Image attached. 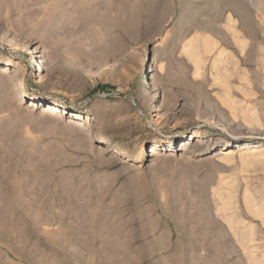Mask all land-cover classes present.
Instances as JSON below:
<instances>
[{
    "label": "rangeland",
    "instance_id": "1",
    "mask_svg": "<svg viewBox=\"0 0 264 264\" xmlns=\"http://www.w3.org/2000/svg\"><path fill=\"white\" fill-rule=\"evenodd\" d=\"M227 11L237 26L243 24V42L224 25H228ZM204 37L215 40L216 48L213 40ZM17 42H21L19 49H15ZM22 45L29 46L30 53ZM259 46L264 48V0H0V61L17 68V76L27 83L17 85L20 81L12 80L16 92L11 95L15 99L8 98L11 104L0 98V105L4 104L0 106V128L11 130L13 122L25 123L13 124L16 140H2L0 135V154L6 155L10 148L6 156L16 158L19 170L13 173H20H11L12 177L6 173L5 182H0V264H250L251 252L241 250L233 235L237 226L244 229L246 225L256 230L254 254L264 256V58H259ZM245 53L258 60L245 62ZM41 60L47 64L45 70L40 68ZM152 69L156 76L153 89L146 83ZM54 87L60 90L54 100L35 103L34 96L41 97ZM14 111L23 118L13 115ZM228 127L235 132V145L228 152L221 153L218 146L212 153H197L227 137ZM188 128L213 141L199 145L187 132L186 138L167 139L161 153L151 156L154 134H175ZM106 134L115 138L103 140ZM141 151L143 160L137 158ZM225 154L231 155V162L222 159ZM25 159L30 165H25ZM32 160L35 166H48L36 169ZM20 165L30 174L33 171V177ZM26 188L30 194L38 188L43 197L34 190L31 195L37 194L36 202L29 196L27 205ZM60 197H66V203ZM193 215L213 221L211 227L218 223L212 228L214 243L209 240L206 246L209 252L206 248L196 252L193 246L200 245V240L178 235L188 229L187 221L195 219ZM73 217L81 227L72 225ZM222 231L230 233L224 244L218 235ZM76 236L83 241L77 242ZM73 252H78L77 257Z\"/></svg>",
    "mask_w": 264,
    "mask_h": 264
},
{
    "label": "bare ground",
    "instance_id": "2",
    "mask_svg": "<svg viewBox=\"0 0 264 264\" xmlns=\"http://www.w3.org/2000/svg\"><path fill=\"white\" fill-rule=\"evenodd\" d=\"M244 1V0H243ZM223 2V1H222ZM224 2H227V1H224ZM252 2V1H251ZM255 2V1H254ZM225 4V3H224ZM223 4V5H224ZM252 4V3H251ZM226 5V7H227V3L225 4ZM226 7L224 8V6H223V9H225L226 10ZM228 8V7H227ZM210 9V8H209ZM212 9H214V8H212ZM211 9V11H212V13H213V10ZM220 9V8H219ZM215 10V12H216V8L214 9ZM210 11V12H211ZM218 11V10H217ZM224 11V10H223ZM229 11V10H228ZM228 11H227V21H228V25L225 23L224 25H226L230 30H233V36H235V38L238 40V39H240L242 42L244 41L243 39H241L242 37V33H241V28H242V26H243V24H242V26L240 27L239 26V24H238V26L236 25V19H234L232 16H229L230 15V12L232 11H230L229 12V15H228ZM210 12H208V14L210 13ZM203 13V12H202ZM221 13H223V12H221ZM225 13V12H224ZM233 13V12H232ZM207 14V13H206ZM207 14V15H208ZM215 14V13H214ZM225 14V15H226ZM210 15H212L211 13H210ZM217 15H218V13H217ZM217 15H215V16H217ZM235 15V14H234ZM190 16V15H189ZM197 16H199V15H197ZM204 16H205V14H204ZM223 16V15H222ZM104 17V16H103ZM105 18V17H104ZM191 18V17H190ZM197 18V17H196ZM199 19V18H198ZM214 19H216V18H214ZM224 19V18H223ZM213 20V19H212ZM216 20H219V18L218 19H216ZM215 20V21H216ZM221 20V19H220ZM219 20V21H220ZM226 20V19H225ZM198 21V20H197ZM106 22H107V20H106ZM225 22V21H224ZM216 23V22H215ZM107 24V23H106ZM214 23H212V25H213ZM218 24V23H217ZM223 25V26H224ZM207 26V25H206ZM205 26V27H206ZM214 26H215V24H214ZM226 26L224 27V28H226ZM199 27V26H198ZM209 27V26H208ZM216 27V26H215ZM240 27V28H239ZM190 28V27H189ZM244 28V27H243ZM223 29V28H222ZM221 29V30H222ZM228 29V30H229ZM57 30V29H56ZM189 30V29H188ZM191 30V29H190ZM189 30V31H190ZM213 30V29H212ZM215 30H217L216 28H215ZM226 30L227 29H225V32H226ZM229 30V31H230ZM243 30V29H242ZM62 31V30H61ZM192 31V30H191ZM199 31V30H198ZM222 31H224V29L222 30ZM222 31H220V33L222 32ZM67 32V31H66ZM70 32V31H69ZM195 32V31H194ZM216 32H218V31H216ZM215 32V33H216ZM246 32V31H245ZM60 33V32H59ZM65 33V32H64ZM191 33V32H190ZM208 33V32H207ZM211 33V32H210ZM224 33V32H223ZM230 33V32H229ZM254 33V32H253ZM69 34V33H68ZM68 34H65V35H68ZM76 34V33H75ZM199 34V33H198ZM212 34V33H211ZM210 35V34H209ZM223 35V34H222ZM248 34L246 33V35L245 36H247ZM250 35V34H249ZM59 36V35H58ZM201 36V35H200ZM220 36V35H219ZM228 36V35H227ZM231 35H229V37H230ZM69 36H67V38H68ZM72 37V36H71ZM209 37V36H208ZM213 37H214V35H213ZM212 37V38H213ZM215 37H217L216 35H215ZM214 37V38H215ZM223 37H224V35H223ZM244 37V36H243ZM76 38V37H75ZM205 38V37H204ZM207 38V37H206ZM205 38V39H206ZM222 38V37H221ZM228 38V37H227ZM247 38V37H246ZM63 39V38H62ZM66 39V38H65ZM72 39V38H71ZM205 39L203 40L204 42H205ZM208 39H210V38H207V40ZM217 39H218V37H217ZM216 39V40H217ZM231 39V38H230ZM200 40V38L198 39H196V41H199ZM213 40V39H212ZM211 39H210V41L208 40V42H211L212 41ZM221 40V39H220ZM62 41V40H61ZM76 41V40H75ZM224 41V40H223ZM227 41V40H226ZM70 42V41H69ZM72 42V41H71ZM77 42V41H76ZM217 42H220L219 40L217 41ZM67 43V42H66ZM212 43H214L215 44V46H213V48H216V46L218 45L216 42H215V40H213V42ZM53 44V43H52ZM83 44V43H82ZM213 44V45H214ZM227 44V43H226ZM243 44V43H242ZM245 44V43H244ZM19 45L21 46V42H17V47L15 48V49H19L18 47H19ZM66 45V44H65ZM75 45V44H74ZM221 45H223V44H221ZM233 44L231 43V46H232ZM76 46V45H75ZM207 46V45H206ZM14 47V46H13ZM23 47H24V49H26L29 53H30V51H31V49L29 48V46L28 47H26V46H23L22 45V49H23ZM67 47H69V46H67ZM195 47V46H194ZM234 47V45L232 46V48ZM238 47V46H237ZM260 47V46H259ZM66 48V47H65ZM261 48V47H260ZM194 49V48H193ZM241 49H243V48H241ZM69 50H71V49H69ZM197 50H199L198 49V47H197ZM255 50V49H254ZM257 50V49H256ZM218 51V50H217ZM220 51H222V50H220ZM224 51V50H223ZM261 53H260V55H259V58L261 57L262 59L264 58V48H261V50H259ZM194 52H195V49H194ZM193 52V53H194ZM198 52V51H197ZM241 52V51H240ZM246 52V51H245ZM216 53V52H215ZM224 53V52H223ZM243 53V52H242ZM32 54H33V52H32ZM192 54V53H191ZM218 54V53H217ZM255 54V53H254ZM258 54H259V52H258ZM203 55V54H202ZM218 55H222L223 56V54L222 53H219ZM65 56V55H64ZM68 56V55H67ZM71 56V55H70ZM70 56H68V57H70ZM200 56V55H199ZM198 56V57H199ZM215 56V55H214ZM233 56V55H232ZM258 56V55H257ZM66 57V56H65ZM67 57V58H68ZM193 57V56H192ZM196 57V56H195ZM204 57V56H203ZM73 58V57H72ZM191 58V57H190ZM194 58V57H193ZM197 58V57H196ZM199 58H202L201 56L199 57ZM197 59V61H195L196 62V64H195V68H197L196 69V71H197V74L199 75V73L200 72H198V70L199 69H201L200 68V59ZM225 58V57H224ZM230 58H231V55H230ZM256 55L254 56L253 54H251V53H245V55L243 56V60L245 61V62H249V61H251V60H253V59H255V61H256ZM261 58H260V60H261ZM76 59V58H75ZM215 59H217V58H215ZM196 60V59H195ZM222 60H224V59H222ZM242 60V61H243ZM257 60H258V58H257ZM259 60V62H261ZM264 60V59H263ZM66 61V60H65ZM78 61V60H77ZM192 61H194V59L192 60ZM69 62V61H68ZM214 63L216 62V64H217V61L215 60V61H213ZM218 62H220V61H218ZM252 62V61H251ZM8 63V62H7ZM44 63V61L43 60H41V64H40V68H41V70L43 69V70H45L46 68H45V66H47V64L46 65H44L43 64ZM70 63V62H69ZM194 63V62H193ZM221 63H224V61H221ZM216 64H214V65H216ZM259 65V64H258ZM221 66V65H220ZM260 67H261V65H259ZM148 67V66H147ZM194 67V66H193ZM216 67V66H215ZM225 67V66H224ZM150 68V67H149ZM153 68V67H152ZM22 69H24V68H22ZM154 69V68H153ZM152 69V72H151V74H148L149 76H151V77H148V75H147V80H145V81H147L146 83L148 84V85H150V86H152V89L154 88L153 87V85H155L156 86V76H155V72H154V70ZM257 69V68H256ZM21 70V69H20ZM25 70V69H24ZM222 70H223V68H222ZM221 70V71H222ZM253 70V69H252ZM263 70V69H262ZM196 71H195V73H196ZM221 71H219L218 70V72H221ZM257 71L259 72V70L257 69ZM20 71L19 70H17V68H11V67H9L8 65H3L2 64V62L0 61V76H1V78H0V83L2 84H0V98H3L5 101H9V104H11L10 103V100L8 99L9 98V96H11L12 95V92L14 91V92H16V90H14L13 89V87H12V83H13V79H16V80H19L18 82L19 83H17V85L18 84H22L23 86H26L27 85V83H26V79L25 78H19L17 75H18V73H19ZM227 72V71H226ZM253 72V71H252ZM24 73V72H23ZM260 73V72H259ZM22 75V74H21ZM245 76H246V74H245ZM26 77V76H25ZM246 79H247V82H249L248 81V77L246 76L245 77ZM16 80H15V82H16ZM202 81V80H201ZM264 82V81H263ZM14 84V83H13ZM16 86V85H15ZM250 86V85H249ZM258 86V85H257ZM256 85H255V87H257ZM261 86V85H260ZM259 86V87H260ZM12 87V88H11ZM18 87V86H17ZM10 89H12V91L10 92ZM19 89V88H18ZM258 90V89H257ZM60 93V90L59 89H57V88H51V91H48L45 95H43V96H41V97H36V96H34L35 98H34V100H35V103H37V104H47V103H50L51 102V100H54L56 97H57V94H59ZM14 94H16V93H14ZM2 95H5L4 97L2 96ZM17 95V94H16ZM154 96H155V94H154ZM6 97V98H5ZM12 97V99H15V98H13V96H11ZM159 97V96H158ZM17 98V97H16ZM222 98V97H221ZM233 99V98H232ZM2 100V99H1ZM73 100L75 101V99L73 98ZM4 101V102H5ZM14 101V100H13ZM13 101H11V102H13ZM2 102V101H1ZM76 102V101H75ZM233 103V104H232ZM232 105H235L234 104V102H233V100H232ZM6 104H8V103H6ZM6 104H5V107H6ZM8 104V105H9ZM12 104H15V102L14 103H12ZM1 105H4L3 104V102L1 103ZM0 105V106H1ZM7 105V106H8ZM10 106V105H9ZM78 106V105H77ZM4 107V106H3ZM5 107L3 108V109H1L2 111L5 109ZM242 107H244V106H242ZM2 108V107H1ZM246 108V107H245ZM9 109H10V107H9ZM8 109V110H9ZM13 110V109H12ZM19 110V109H18ZM18 110H16V111H18ZM256 110V109H255ZM255 110H253V113H254V111ZM7 111V110H6ZM235 111V110H234ZM237 111V110H236ZM244 111H247V109L246 110H244ZM252 111V110H251ZM13 112V111H12ZM22 112H23V110H22ZM21 112V113H22ZM9 113L11 114V116H12V113H11V111H9ZM16 113H15V111H14V114L13 115H15ZM19 114H20V112H19ZM236 114H238L237 112H236ZM235 113H234V116L235 117H237V115H236ZM245 114H247V113H245ZM250 114V113H249ZM18 114H16V116H17ZM21 115V114H20ZM20 115H18L17 117H20ZM22 115H23V113H22ZM29 115V114H28ZM248 115V114H247ZM251 115H252V112H251ZM10 116V115H9ZM16 116H14V118L16 117ZM24 116V115H23ZM31 116V115H30ZM246 116V115H245ZM245 116H244V119H245ZM253 116V115H252ZM256 116H257V114H256ZM1 117V116H0ZM17 117H16V119H17ZM89 117V116H88ZM243 117V116H242ZM3 118V117H2ZM2 118H0V119H2ZM13 118V117H12ZM13 118V119H14ZM21 118V117H20ZM23 118V117H22ZM21 118V119H22ZM30 118H32V116L30 117ZM30 118H27V120H29ZM5 119V118H4ZM15 119V120H16ZM36 119V118H35ZM88 119H91V118H88ZM94 119V118H93ZM241 119V118H240ZM246 119H247V117H246ZM245 119V120H246ZM18 121H19V118L17 119ZM34 121V119H30V122H32V121ZM38 120V119H37ZM44 120H46V119H44ZM244 120V121H245ZM5 121V120H4ZM12 121V120H11ZM238 121V120H237ZM246 121H248V120H246ZM9 122H10V120H9ZM16 122L17 121H15V123L13 122V124L15 125L16 124ZM23 122H24V119H23ZM27 122H29V121H27ZM26 122V123H27ZM243 122V121H242ZM4 123V122H3ZM11 123V122H10ZM7 124H8V122H7ZM13 124H11L12 126V129L11 130H4L5 128H3V130L2 131H0V135L2 136V140H6V141H8V140H10V139H14L15 138V130L14 129H16V128H13V127H16V126H18V125H20V124H25V123H20V121H19V124L17 125L16 124V126H14ZM28 124V126H29V124L30 123H27ZM32 124V123H31ZM0 125H2V122L0 123ZM9 125V124H8ZM10 126V125H9ZM21 126V125H20ZM4 127H7L6 126V124L4 125ZM23 127V126H22ZM33 127V126H32ZM8 128H10V127H8ZM27 128H30V127H27ZM190 130V128H188V129H186V130H183V131H181V132H179V133H166V132H162V131H160V132H158V134L156 133V134H154L153 135V137H152V140H151V144H152V146H151V150H152V152H151V156H157V155H159L160 153H161V148H163L164 146H166L167 144H168V142H167V139H173V138H175V137H177V136H182L183 138H186V133L187 132H191V130ZM227 130V137L225 136V138L223 139V140H220L221 142H219V143H216V144H213V145H208L206 148H204V149H199L200 151L199 152H197V153H199V154H208V153H212L213 152V150H212V148L213 147H218V146H221L220 147V149H222V152L221 153H223V151H227V150H229L231 147H233L234 145H235V142L233 141V136H234V134H235V132L233 131V129H231V128H227L226 129ZM21 131V130H20ZM24 131H26V130H24ZM28 132H29V130H27ZM17 133V132H16ZM33 133V132H32ZM20 134V132L18 133V135ZM191 135L193 136V140L194 141H196L197 142V144H199V145H203V144H207V143H209L210 141H213L212 139H209L208 137H206V136H204L201 132H199V131H197V130H192V132H191ZM109 136V137H108ZM228 136H231V138H228ZM18 136H16V138H17ZM19 137H20V135H19ZM22 137H23V135H22ZM16 138H15V140H16ZM111 138H115L114 136H110V135H108V134H106L105 135V137L103 138V140H106V139H111ZM208 138V139H207ZM1 140V139H0ZM2 140L0 141V143H2ZM20 140V139H19ZM11 141H13V140H11ZM110 141V140H109ZM5 142V141H4ZM4 142H3V144H4ZM14 142H17V141H14ZM5 144H6V142H5ZM11 144V146L10 147H14L15 146V144H13V143H9V145ZM14 146H13V145ZM1 146V145H0ZM3 146V145H2ZM4 147V146H3ZM2 147V148H3ZM5 147H6V145H5ZM6 149H8V147H6ZM13 149H15V148H13ZM17 149V148H16ZM2 150V149H1ZM0 150V151H1ZM8 150H9V152H8ZM7 150V156H8V153L9 154H11L10 153V148ZM11 150H12V148H11ZM18 150H21V149H18ZM13 151V150H12ZM23 151V150H22ZM216 151V150H215ZM3 152V151H2ZM1 152V153H2ZM33 152V151H32ZM228 152V151H227ZM150 153V152H149ZM195 153V152H194ZM19 154H21L20 152H19ZM27 154V153H26ZM143 154H144V151H141L140 153H139V156L137 157L139 160H143L144 159V156H143ZM5 155V152H4V154H0V182L1 181H3L4 180V176H5V174L6 173H10V176H11V173H13V172H16L15 170H17L16 169V166L15 165H17L18 163H16V158L15 157H11L10 155H9V157H7ZM17 155V154H16ZM25 155V154H24ZM19 156V155H18ZM148 156H150V154H148ZM23 157V156H22ZM19 158H21L20 156H19ZM25 158V157H24ZM101 158V157H100ZM222 159L223 160H225V161H227V162H231V155L230 154H225L224 156H222ZM20 160V159H19ZM31 160V159H30ZM101 160V159H100ZM106 160V159H105ZM222 160V161H223ZM26 161H27V159H25V163H26ZM102 161H103V163L105 162L104 160H103V158H102ZM101 161V162H102ZM106 161H108L109 162V160H106ZM21 162V161H20ZM59 162V161H58ZM57 162V163H58ZM107 162V163H108ZM24 163V164H25ZM27 163H30L29 162V160H28V162ZM25 164V165H30V164ZM34 166H35V164H34V162H33V160H32V162H31ZM60 163V162H59ZM59 163H58V166H55V164H54V166L55 167H59ZM62 163V162H61ZM64 163V162H63ZM62 163V164H63ZM23 164V162L21 163V165ZM31 164V165H32ZM43 163H41L40 165H42ZM50 164V163H49ZM61 164V165H62ZM106 164V163H105ZM20 165V166H21ZM24 165V167L23 166H21L20 168L23 170V171H26V173H28L27 172V170L25 169V166ZM57 165V164H56ZM15 166V167H14ZM33 166V167H34ZM39 165H36L35 166V168L37 169V167H38ZM43 167H40V168H44L45 166H48V165H42ZM51 166V165H50ZM53 166V167H54ZM31 167V166H30ZM28 168V167H27ZM39 169V168H38ZM52 169V168H51ZM19 170V169H18ZM21 170V171H22ZM33 170V169H32ZM44 170V169H43ZM47 170V169H46ZM50 170V169H49ZM53 170V169H52ZM51 170V171H52ZM20 171V172H21ZM21 172L22 173V175H24V172ZM35 171H37V173H38V170H35ZM40 171H42L41 169H40ZM45 171V170H44ZM53 171H57V169L55 170H53ZM5 172V173H4ZM19 173V172H18ZM17 173V174H18ZM26 173H25V175H26ZM33 173V171L31 172V174ZM35 174H37L36 172H34ZM41 173H43V172H41ZM45 173V172H44ZM14 175H17V174H15V173H13ZM29 175H31L30 173H28ZM27 174V176H29ZM56 174V173H55ZM8 175V174H7ZM6 175V176H7ZM19 175H20V173H19ZM45 175V174H44ZM47 175V174H46ZM48 175H49V173H48ZM53 175H54V173H53ZM52 175V176H53ZM57 175V174H56ZM9 176V175H8ZM7 176V177H8ZM32 176V175H31ZM50 176V175H49ZM55 176V175H54ZM12 177V176H11ZM14 177V176H13ZM25 177V176H24ZM23 177V178H24ZM33 177V176H32ZM36 177H37V175H36ZM40 177H42V179L44 178V177H46V176H42V174L40 175ZM20 178V177H19ZM26 178V177H25ZM50 178H51V176H50ZM54 178V177H53ZM10 179H12V178H10ZM9 179V180H10ZM31 179V178H30ZM29 179V180H30ZM45 179V178H44ZM43 179V180H44ZM58 179V178H57ZM8 180V181H9ZM15 180H16V178H15ZM15 180H12V181H15ZM28 180V179H27ZM28 180V181H29ZM55 180V179H54ZM70 180V179H69ZM68 180V181H69ZM26 182V180L25 179H23L21 182ZM40 180L38 179V182H39ZM45 181H47V177H46V180ZM45 181H43V182H45ZM56 181V180H55ZM61 181V180H60ZM65 181V180H64ZM76 181V180H75ZM3 182H5V181H3ZM42 182V181H41ZM42 182V183H43ZM70 182V181H69ZM80 182V180L79 181H77V183L78 184H80L79 183ZM2 183V182H1ZM9 183V182H8ZM29 183H31V185H32V181L31 182H29ZM40 183V182H39ZM47 183H48V181H47ZM50 183V182H49ZM67 183V182H66ZM65 183V184H66ZM75 183V182H74ZM76 183V184H77ZM26 184V183H25ZM28 184V183H27ZM46 184V183H45ZM52 184V183H51ZM57 184H59L58 182H57ZM72 184V183H71ZM1 185V184H0ZM3 185V184H2ZM21 185V184H20ZM30 185V184H29ZM33 185H34V182H33ZM49 185V184H48ZM48 185H46V187L48 186ZM60 186H61V184H59ZM63 185H64V183H63ZM87 185V184H86ZM23 186H25V185H23ZM81 186V185H80ZM31 187V186H30ZM33 187V186H32ZM35 187H37V186H35ZM49 187H50V185H49ZM51 187H53V186H51ZM66 188V192H67V186H65ZM5 188H6V186H5ZM11 188V187H10ZM9 188V189H10ZM15 188H16V186H15ZM39 188V187H38ZM38 188H36V189H38ZM57 188V187H56ZM63 188V187H62ZM70 188H72V187H70ZM19 189V188H18ZM36 189H33L32 190V192L34 191V193H36V192H38L39 194H40V192L42 193V191L40 190H36ZM47 189V188H46ZM51 189V188H50ZM58 189V188H57ZM65 189L64 190H61V192H65ZM69 189V188H68ZM75 189V188H74ZM74 189H72L73 190V192L76 190H74ZM97 189H99L98 187H97ZM96 189V190H97ZM103 189V188H102ZM2 190V189H1ZM26 190H27V188L25 189V193L26 194H28L27 196V199L24 197V196H22V197H24L25 198V200H24V198H23V200L27 203V200H29V201H31V199L30 198H32L33 196L31 195V194H34V193H32L31 192V194L30 193H27L28 192V190H27V192H26ZM43 190V189H42ZM52 190V189H51ZM54 190V189H53ZM101 190V189H100ZM17 191V190H16ZM18 191H20V189L18 190ZM22 191V190H21ZM89 191H91V190H89ZM93 192H94V190H92ZM2 192V191H1ZM4 192V191H3ZM5 192H6V190H5ZM23 193H24V190L22 191ZM46 192V191H45ZM57 192H58V190H57ZM72 192V191H71ZM97 192H98V190H97ZM101 192V191H100ZM104 192V191H103ZM103 192H101L102 194H103ZM184 192V191H183ZM8 193V192H7ZM25 193H24V195H25ZM52 193H54V192H52ZM92 193V192H91ZM90 193V194H91ZM95 193V192H94ZM94 193H92V194H94ZM99 193V192H98ZM6 194V193H5ZM10 194V193H9ZM11 194H13V193H11ZM38 194V195H39ZM49 194V193H48ZM56 194V193H55ZM59 194V193H58ZM66 194V193H65ZM71 194V193H70ZM74 194V193H73ZM73 194H71V195H73ZM0 195H3V194H0ZM37 195V194H36ZM36 195H34V197L32 198V200L33 201H35V196ZM40 195H42V194H40ZM40 195H39V197H40ZM45 195V194H44ZM60 195H62V193L60 194ZM60 195H58V197L60 196ZM105 195H106V193H105ZM6 196H9V195H6ZM6 196L5 197H3V199L4 198H6ZM29 196H30V198H29ZM32 196V197H31ZM51 196V195H50ZM64 196V195H63ZM70 195H68V197H69ZM76 196V195H75ZM92 196V195H91ZM2 197V196H1ZM39 197H37V198H39ZM42 197H43V195H42ZM48 197V196H47ZM53 197H54V195H53ZM79 197V196H78ZM90 197V196H89ZM98 197V196H97ZM99 197H100V195H99ZM98 197V198H99ZM29 198V199H28ZM61 199L62 198H64V197H60ZM66 198V197H65ZM64 198V199H65ZM93 198V197H92ZM95 198H96V196H95ZM249 198V197H248ZM262 198V197H261ZM2 199V200H3ZM8 199V198H7ZM56 199V198H55ZM73 199V198H72ZM75 199V198H74ZM103 199V198H102ZM189 199V198H188ZM251 199H252V197H251ZM258 199V198H257ZM37 200V199H36ZM39 200V199H38ZM50 200V199H49ZM78 200V199H77ZM82 200H83V198L81 199V203H82ZM85 200V199H84ZM91 200V199H90ZM253 200H255V198L253 199ZM262 200V199H261ZM263 200H264V198H263ZM0 201H1V199H0ZM18 201V200H17ZM19 201H21V200H19ZM18 201V202H19ZM48 201V200H47ZM53 201V199L51 200V202ZM59 201H61V200H59ZM72 201V200H71ZM99 201V200H98ZM5 202V201H4ZM8 202V201H7ZM36 202V201H35ZM44 202V201H43ZM48 202H50V201H48ZM61 202H63V201H61ZM65 203H66V199H65V201H64ZM73 202V201H72ZM189 202H191L190 200H189ZM23 203L24 202H22L21 203V205H23ZM30 203H32V202H30ZM60 203V202H59ZM58 202L56 203V207H58L59 204ZM83 203H85V202H83ZM98 203V202H97ZM19 204V203H18ZM36 204V203H35ZM42 204V203H41ZM45 204V203H44ZM47 204H49V203H47ZM46 204V205H47ZM51 204V203H50ZM52 204H53V202H52ZM63 204V203H62ZM86 204V203H85ZM261 204V203H260ZM8 205H9V203H8ZM27 205H29L28 203H27ZM32 205V204H31ZM30 205V206H31ZM36 205H39V207L41 206L40 205V203H38V204H36ZM35 205V206H36ZM45 205V206H46ZM58 205V206H57ZM79 205H80V203H79ZM263 205V204H262ZM35 206H33V207H35ZM44 206V205H43ZM50 207V205H47V207ZM60 206H61V204H60ZM65 206V205H64ZM86 206V205H85ZM84 206V207H85ZM191 206V205H190ZM194 206V205H193ZM259 206V205H258ZM258 206H256V207H254V208H257ZM37 207V206H36ZM42 207V206H41ZM48 207V208H49ZM52 207H54V205L52 206ZM81 208L83 207V206H80ZM199 207V206H198ZM225 207V206H224ZM264 207V206H263ZM19 208H22L21 206L19 207ZM45 208V207H44ZM47 208V210L45 211V215L47 216V214L50 212V211H48V210H50V209H48ZM76 208V207H75ZM74 208V209H75ZM194 208V207H193ZM250 208V207H249ZM15 209H17V207L15 208ZM28 209V208H27ZM33 209V208H32ZM42 209V208H41ZM40 209V210H41ZM64 209H66V208H64ZM73 209V208H72ZM84 209V208H83ZM192 209V208H191ZM260 209V208H259ZM17 210H19V209H17ZM30 210H31V207H30ZM63 211V207L62 208H60V211ZM76 210V209H75ZM77 210H79V209H77ZM252 210V209H251ZM250 210V211H251ZM22 211V210H21ZM28 211V210H27ZM37 211V210H36ZM48 211V213L46 214V212ZM54 211V210H53ZM61 211V212H62ZM67 211V210H66ZM83 211V210H82ZM191 211V210H190ZM197 211V210H196ZM199 211V210H198ZM203 211V210H202ZM201 211V212H202ZM257 211H258V209H257ZM261 211V210H260ZM26 212V211H25ZM31 213L32 211H28V213ZM41 212V211H40ZM65 212V211H64ZM72 211H70L69 212V220L71 219L70 218V213H71ZM78 212V211H77ZM189 212V211H188ZM200 212V211H199ZM17 213H20V212H17ZM22 213H23V211H22ZM28 213H26L27 215H28ZM53 213V212H52ZM79 213V212H78ZM83 213V212H82ZM82 213H81V215H82ZM194 213V212H193ZM16 214V213H15ZM34 214V213H33ZM41 214H42V212L40 213V216H41ZM54 214H56V212L54 213ZM62 214V213H61ZM60 214V215H61ZM73 213H71V215H72ZM183 214V213H182ZM259 214V213H258ZM262 216H263V214H264V208H262ZM18 215V214H17ZM20 215V214H19ZM22 215V214H21ZM20 215V216H21ZM29 215H31V214H29ZM37 215V214H36ZM44 215V216H45ZM59 215V214H58ZM63 215L64 214H62V217H63ZM186 215V214H185ZM207 215V214H206ZM257 215V214H256ZM260 215V214H259ZM39 216V215H38ZM37 216V217H38ZM44 216H43V219H46V218H44ZM73 216V215H72ZM76 216V215H75ZM84 216V215H83ZM204 216V215H203ZM26 217V216H25ZM48 217H52V215L51 214H49V216ZM55 217H56V215H55ZM60 217V216H59ZM58 217V218H59ZM65 217V216H64ZM79 217V216H78ZM187 217V216H186ZM189 217H191L190 215H189ZM188 217V218H189ZM193 217H195V219H196V216H194L193 215ZM202 216H200L199 217V215H198V219H190L189 221H187V230H182V231H179V233H178V235H179V237H185V236H188L189 237V239L190 240H200L201 241V243H200V245H197V246H193V248L196 250V252H198V249L200 250V248H206V250L207 249H209V248H207L206 246H208V242H209V240H212V241H210V242H213V238H211V236H212V231L214 230L215 231V226L218 224V223H215L214 222V224H216L215 226L213 225V227H215L213 230H212V228L213 227H211L210 226V224H212V222L213 221H207L208 219L206 218V216H205V218L207 219H204V218H201ZM22 219H23V217H21ZM20 218V219H21ZM36 218V217H35ZM39 218V217H38ZM75 217H73L72 218V221H71V223H72V225H75V224H73L75 221L73 220ZM224 218V220L226 219V217L224 216L223 217ZM26 219V218H25ZM37 219V218H36ZM41 219V218H40ZM39 219V220H40ZM52 220V219H50V218H47V220ZM54 219V218H53ZM64 219V218H63ZM63 219H61L62 221H63ZM236 219V218H235ZM24 220V219H23ZM34 220V219H33ZM38 220V221H39ZM48 220V221H49ZM58 220V219H57ZM57 220H55V221H57ZM59 220H60V218H59ZM59 220L57 221L60 225H61V221L59 222ZM64 220H66V218L64 219ZM76 220V219H75ZM77 220H81V217H79V219H77ZM236 220H239L238 218L236 219ZM241 220V219H240ZM20 221V220H19ZM41 221V220H40ZM39 221V222H40ZM47 221V222H48ZM78 221V223H80L81 224V222H79ZM25 222H26V220H25ZM27 222H29V221H27ZM39 222H37V224L39 223ZM66 222L68 223V221L66 220ZM219 223L221 222L220 220L218 221ZM242 222V221H241ZM245 222V221H244ZM50 223V222H49ZM76 223V222H75ZM78 223H76L77 225H78ZM186 223V222H185ZM226 223V222H225ZM235 223V222H234ZM36 224V222L34 223V225ZM80 224L78 225V226H80ZM183 224V223H182ZM223 224V226H224V222L222 223ZM231 224V223H230ZM233 224V223H232ZM236 224V223H235ZM235 224H233V225H235ZM54 225V224H53ZM185 225V224H184ZM225 225H227V224H225ZM37 226V225H36ZM63 226H64V224H63ZM66 226V225H65ZM77 226V227H78ZM179 226H182V225H179ZM220 226L222 227V225H221V223H220ZM228 226V225H227ZM236 226V225H235ZM245 226V225H244ZM249 226V225H248ZM56 227V226H55ZM74 227H76V226H74ZM75 228V229H79V228ZM240 228L242 227V226H239ZM59 228H60V226H59ZM64 228V227H63ZM184 228V227H183ZM223 228V227H222ZM226 228V227H225ZM240 228H238V226H237V229H234V231H233V235H235L236 236V238H235V240L237 239V241H238V243L240 244H238L239 246H241V248H243V249H241V250H243V251H250L251 253L249 254V259L250 260H248V261H250V264H264V256H262L261 255V257H259L258 255H255L254 254V251H253V249H254V247H256L255 246V243H256V230H255V228L253 227V226H249V227H247V225H246V227L244 228V229H240ZM62 229V228H61ZM230 229V228H229ZM65 230H66V228H65ZM74 230V229H73ZM226 230V229H225ZM231 230V229H230ZM63 231V230H62ZM71 231V230H70ZM77 231V230H76ZM217 231V230H216ZM65 232V231H64ZM75 232V231H74ZM63 233V232H62ZM66 233V232H65ZM175 233V232H174ZM227 233H229V232H227ZM226 233V231H222V232H220L218 235H220V237L222 238L221 239V242L224 240V238L228 235ZM215 234V233H214ZM230 234V233H229ZM66 235V234H65ZM71 235H72V231H71ZM70 235V236H71ZM74 235V234H73ZM76 235V234H75ZM74 235V236H75ZM78 236H79V234H77ZM62 236H63V234H62ZM78 236H76L77 238H78ZM230 236V235H229ZM228 236V237H229ZM73 237V236H72ZM174 237V236H173ZM64 238H67L66 236L64 237ZM75 239L76 241L77 240H80L81 241V238L79 239ZM82 238H83V236H82ZM230 238V237H229ZM234 238V237H233ZM61 239V238H60ZM69 239L70 238H67V239H65V240H68L69 241ZM187 240H188V238H186ZM219 239V238H218ZM226 239V238H225ZM57 240H59V239H57ZM64 239L62 238V240L61 241H63ZM64 240V241H65ZM173 240V239H172ZM214 240H215V238H214ZM227 240H229L228 238L225 240V241H227ZM54 241V240H53ZM60 240H59V242H60V244H62V242H61ZM80 241H79V243H80ZM83 241V240H82ZM81 241V242H82ZM225 241H223V243L222 244H224L225 243ZM56 242V241H55ZM69 242H71V240L69 241ZM78 242V241H77ZM57 243H58V241H57ZM72 243H75L74 241H72ZM194 243H196V242H194ZM214 243V242H213ZM213 243H211V244H213ZM63 244L65 245V243L63 242ZM71 244V243H70ZM70 244H68V245H70ZM75 244H78V243H75ZM81 244V243H80ZM197 244V243H196ZM79 245V244H78ZM83 245V244H82ZM173 245H174V243H173ZM215 245V244H214ZM56 246H60L59 244L57 245L56 244ZM67 245H65V247H66ZM70 246H72V245H70ZM80 246V245H79ZM84 246V245H83ZM91 246V245H90ZM217 246H221V244L219 245V244H217ZM226 246V245H225ZM225 246L223 247V248H225ZM61 248H62V246H60ZM64 247V246H63ZM74 247H75V245H74ZM82 246H80V248H81ZM85 247V249H86V245L84 246ZM212 247V246H211ZM222 247V246H221ZM58 248V247H57ZM66 248H72V251H73V247H66ZM66 248H65V250L64 251H66ZM87 248H88V246H87ZM90 249H91V247H89ZM88 248V249H89ZM181 249H182V247H180ZM76 249H79V247H76ZM226 249V248H225ZM224 249V250H225ZM240 249V248H239ZM80 250V249H79ZM82 250H84L83 249V247H82ZM87 250V249H86ZM179 250V249H178ZM190 250H193L192 249V247H191V249ZM205 250V249H204ZM205 250V251H206ZM223 250V251H224ZM62 251V250H61ZM75 251V250H74ZM194 251V250H193ZM208 252H209V250H207ZM212 251V249L210 250V252ZM222 251V252H223ZM252 251H253V253H252ZM83 252V251H82ZM82 252H81V254H79V255H82ZM195 252V251H194ZM73 253H75V252H73ZM72 253V254H73ZM78 252H76L74 255L77 257V254ZM79 253H80V251H79ZM68 254V253H67ZM194 254V253H193ZM243 254V253H242ZM71 256V255H70ZM198 256V255H197ZM80 257V256H79ZM248 259V258H247ZM77 260V259H76ZM199 260V259H198ZM65 261V260H64ZM67 262H69L68 260H67ZM78 262H79V260H78ZM243 262V261H242ZM66 263V262H65ZM201 263V262H200ZM67 264V263H66ZM80 264V263H79ZM86 264V263H85ZM240 264V263H239Z\"/></svg>",
    "mask_w": 264,
    "mask_h": 264
}]
</instances>
